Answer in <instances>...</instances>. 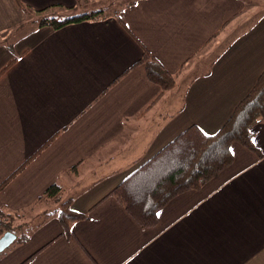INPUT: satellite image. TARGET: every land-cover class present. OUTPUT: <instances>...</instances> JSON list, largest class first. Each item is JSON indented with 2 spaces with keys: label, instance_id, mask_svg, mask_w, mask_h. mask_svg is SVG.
Wrapping results in <instances>:
<instances>
[{
  "label": "crops",
  "instance_id": "0c3cea01",
  "mask_svg": "<svg viewBox=\"0 0 264 264\" xmlns=\"http://www.w3.org/2000/svg\"><path fill=\"white\" fill-rule=\"evenodd\" d=\"M21 1L76 16L104 0ZM252 3L137 0L120 12L124 27L107 16L54 30L0 0V73L19 58L0 76V185L29 162L0 191L29 240L0 264H264V123L253 139L263 157L233 144V164L174 198L155 228L110 196L189 127L216 134L249 94L264 71V4ZM143 46L176 78L160 99L135 66ZM55 184L89 215L71 238L53 215L59 203L35 205Z\"/></svg>",
  "mask_w": 264,
  "mask_h": 264
},
{
  "label": "trees",
  "instance_id": "16d2710c",
  "mask_svg": "<svg viewBox=\"0 0 264 264\" xmlns=\"http://www.w3.org/2000/svg\"><path fill=\"white\" fill-rule=\"evenodd\" d=\"M135 2H131L130 5ZM17 4L28 20L40 17L39 20L35 19L34 23H38L36 25L54 30H60L71 24L96 21L106 16L105 10H102L60 19L57 12L51 16L47 14L49 11L61 9L62 6L38 11L21 0H17ZM116 19L123 27L125 26L121 20L120 11ZM2 42L0 40V44ZM9 49L13 51L11 46ZM143 52V58L135 66H145L148 80L160 88L158 97L160 99L166 92L176 87V78L144 46ZM18 60V57L13 58L0 76L13 67ZM259 123H264V71L249 94L238 104L229 120L216 134L206 135L197 126L189 127L151 160L134 171L113 190L110 196L116 199L141 228H155L159 224L160 210L174 198L188 191L202 189L233 164L234 156L231 151L233 144H240L259 157H263L253 141L254 128ZM27 163L0 185V191L21 172ZM73 170L76 171L77 168ZM62 195L63 188L57 184L52 185L35 205L59 203V208L53 215L57 216L63 228V235L71 238L74 236L73 224L89 220V215L72 209L73 198L61 202ZM25 226V223L17 224L15 215L6 208H0V237L6 232L14 234L20 232L17 242L25 243L29 240L23 232Z\"/></svg>",
  "mask_w": 264,
  "mask_h": 264
},
{
  "label": "rangeland",
  "instance_id": "374dc122",
  "mask_svg": "<svg viewBox=\"0 0 264 264\" xmlns=\"http://www.w3.org/2000/svg\"><path fill=\"white\" fill-rule=\"evenodd\" d=\"M136 0H116V1H102V2H96V1H93V2H88V5L85 6V8H79L77 11H80L81 13L87 11L88 13L90 12H99V11H102V9L100 7H102L104 10H105V14L106 16H103V18H106L107 16H115L119 13V11L121 12V10L123 9V7H127L130 5V3L132 2H135ZM248 2H251L253 1L252 5L253 4H256V3H260V1H263V4H264V0H246ZM264 6V5H263ZM251 7V6H249ZM264 9V7H263ZM57 12V15H60L59 17L65 19V18H70L72 16H74V14L76 13V9H69V10H64V9H57V10H53V11H49L47 16H51V15H54V13ZM78 14V13H76ZM25 15V14H24ZM26 16V15H25ZM36 20H39L40 17H33L31 18L30 20H27L28 22H33V24H35L34 26L38 27V23H34V21ZM30 31L27 30L26 33ZM57 207L59 206V204H55Z\"/></svg>",
  "mask_w": 264,
  "mask_h": 264
},
{
  "label": "water",
  "instance_id": "95a60500",
  "mask_svg": "<svg viewBox=\"0 0 264 264\" xmlns=\"http://www.w3.org/2000/svg\"><path fill=\"white\" fill-rule=\"evenodd\" d=\"M18 236L12 232H6L0 237V254L5 252L16 240Z\"/></svg>",
  "mask_w": 264,
  "mask_h": 264
}]
</instances>
